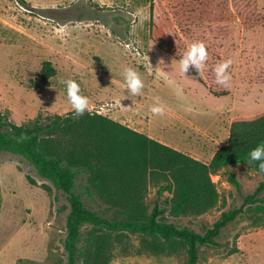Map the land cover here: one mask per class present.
I'll list each match as a JSON object with an SVG mask.
<instances>
[{"label": "rangeland", "instance_id": "obj_1", "mask_svg": "<svg viewBox=\"0 0 264 264\" xmlns=\"http://www.w3.org/2000/svg\"><path fill=\"white\" fill-rule=\"evenodd\" d=\"M196 41L206 44V67L200 75L190 68L183 76L178 61ZM229 58L231 81L223 88L214 68ZM126 67L144 82L138 96L128 95ZM48 68L54 73L46 86L42 75ZM67 79L89 98L88 112L157 134L172 148L208 161L232 122L264 114V0H0V114L28 127L67 116L73 109L59 83ZM157 98L163 116L150 111ZM229 172L237 174L239 190L228 181ZM86 179L78 178L77 191L87 207L123 219L121 210L88 196ZM262 179L245 165L228 167L213 176L217 206L199 216L165 215L203 234L223 212L242 208L215 245L200 249L199 264H264V191L246 201ZM160 185L149 184V211L171 198L159 197ZM0 198V264H67L70 204L62 191L27 160L3 151ZM92 230L83 229L85 238ZM103 233L110 242L109 264H186L184 249L158 253L145 235Z\"/></svg>", "mask_w": 264, "mask_h": 264}, {"label": "trees", "instance_id": "obj_2", "mask_svg": "<svg viewBox=\"0 0 264 264\" xmlns=\"http://www.w3.org/2000/svg\"><path fill=\"white\" fill-rule=\"evenodd\" d=\"M54 70L44 69L43 82ZM25 139H21V136ZM264 142V114L254 119L232 122L227 145L217 150L209 163L165 145L104 116L86 111L76 116H55L48 123L32 127L16 125L0 114V152L20 156L34 166L38 175L62 191L70 210L66 220L64 250L67 264H109L110 242L103 233L128 232L151 239L158 253H187L186 264H199L200 249L216 244L222 230L242 208L223 212L205 233L180 228L165 218L204 214L220 201L213 176L228 167L245 165L260 173L257 164L246 163L248 153ZM258 163V162H257ZM259 188L247 197L264 191V174ZM84 175L85 192L105 205L123 212L121 220H111L88 208L77 191ZM228 181L239 190L235 172ZM161 184L158 195H171L164 207L158 203L149 211L146 192L149 184ZM1 200V198H0ZM264 203V200H263ZM264 212V208L262 210ZM93 228L85 238L83 229Z\"/></svg>", "mask_w": 264, "mask_h": 264}, {"label": "clouds", "instance_id": "obj_3", "mask_svg": "<svg viewBox=\"0 0 264 264\" xmlns=\"http://www.w3.org/2000/svg\"><path fill=\"white\" fill-rule=\"evenodd\" d=\"M136 15L140 16L141 20L146 18L144 17L143 13L139 11L136 13ZM207 60L208 51L206 44L203 41L193 42L178 61L179 72L181 75L185 76L190 68H194L200 75L206 67ZM161 62L164 63L162 59L159 61V64ZM232 64L233 61L231 58H229L215 65V81L223 88H228L230 86L231 74L229 69ZM122 75L126 84L128 95H140L144 88V82L138 71L131 67H126L123 70ZM59 83L66 86L67 99L70 102L75 115L82 116L89 109L90 101L87 96L81 94L80 85L73 79L60 80ZM150 111L154 116L164 115L165 108L160 103L159 98L156 99V102L150 108ZM25 138V136H21V139ZM246 163L249 166L252 164H257L259 172L264 174V142L258 144L255 148L249 151Z\"/></svg>", "mask_w": 264, "mask_h": 264}, {"label": "crops", "instance_id": "obj_4", "mask_svg": "<svg viewBox=\"0 0 264 264\" xmlns=\"http://www.w3.org/2000/svg\"><path fill=\"white\" fill-rule=\"evenodd\" d=\"M230 128H231V124H230L229 129H228V132H227V134H226V136H225V142L223 143L222 146L227 145V143H228V141H229ZM136 131H139V132H140V130H136ZM149 137L152 138V139H155V140H157V141H159V142H161V143H163V144H165L164 141L161 139V137H160L159 135H157V134L150 133ZM165 145H167V144H165ZM168 146H170V145H168ZM222 146H220V148H221ZM170 147H172V146H170ZM218 149H219V148H218ZM218 149H217V150H218ZM217 150L211 155V157H210V159H209L208 161H205V163H209V162L211 161V159L213 158V156L215 155V153L217 152ZM192 157L195 158V159H197V160L202 161V160H201L200 158H198V157H194V156H192ZM202 162H203V161H202Z\"/></svg>", "mask_w": 264, "mask_h": 264}]
</instances>
